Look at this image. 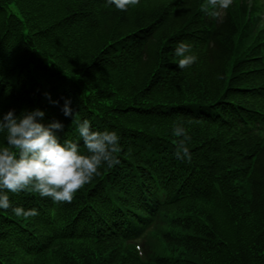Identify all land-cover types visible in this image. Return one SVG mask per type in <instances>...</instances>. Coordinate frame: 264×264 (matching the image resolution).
Segmentation results:
<instances>
[{
  "label": "trees",
  "instance_id": "obj_1",
  "mask_svg": "<svg viewBox=\"0 0 264 264\" xmlns=\"http://www.w3.org/2000/svg\"><path fill=\"white\" fill-rule=\"evenodd\" d=\"M155 1L125 12L107 0H0V118L39 108L42 123H63L61 141H78L61 111L70 99L76 121L116 131L122 147L72 203L9 193L39 216L0 210V240L14 236L0 241V264H264V3L235 0L212 19L206 0ZM180 42L198 57L191 67L178 68ZM175 123L190 161L175 156ZM248 160L243 191L233 171ZM246 200L257 212L241 220ZM171 206L180 237L162 229ZM175 245L184 263L172 262Z\"/></svg>",
  "mask_w": 264,
  "mask_h": 264
},
{
  "label": "clouds",
  "instance_id": "obj_2",
  "mask_svg": "<svg viewBox=\"0 0 264 264\" xmlns=\"http://www.w3.org/2000/svg\"><path fill=\"white\" fill-rule=\"evenodd\" d=\"M139 3L140 0H107V4L125 12ZM232 4L233 0H206L199 7L206 16L218 19ZM174 55L180 58V69L191 67L198 60L187 42L178 43ZM45 95L51 103H58L51 100L50 94ZM70 104L71 100L66 99L61 111L76 124L78 141H61L58 133L63 132V123H42L45 113L39 108L22 110L19 115L10 109L0 118V133L5 134V144L0 146V210L11 209L16 217L24 219L36 217L39 212L35 208L13 206L9 193L39 194L41 198H51L54 204L72 203L74 194L100 174L102 165L112 168L120 164L118 133L94 131L87 119L76 121ZM172 131L179 138L174 141L175 156L190 161L186 142L191 137L180 123H175Z\"/></svg>",
  "mask_w": 264,
  "mask_h": 264
},
{
  "label": "rangeland",
  "instance_id": "obj_3",
  "mask_svg": "<svg viewBox=\"0 0 264 264\" xmlns=\"http://www.w3.org/2000/svg\"><path fill=\"white\" fill-rule=\"evenodd\" d=\"M155 1V0H154ZM157 2L159 1H155L154 3L158 4ZM145 4H148L145 3ZM147 7H145L144 9L146 10ZM153 46V45H152ZM157 45L155 46L154 48V51L156 49ZM154 51L152 52L151 57H153V54H154ZM225 64L227 65V61L225 62ZM226 67V66H225ZM38 97V96H37ZM36 101V100H35ZM1 115V114H0ZM243 151V150H242ZM242 151H241V154H242ZM244 152V151H243ZM243 157L244 158H247L245 154H243ZM260 161L264 164V154H262L260 156V159L258 161V164L257 166L259 165ZM249 164H250V161L248 160L247 162H243V161H240V164H237L234 166V171H233V175H234V182L236 185H238L240 187V189H242L243 191H248V188H247V184H248V181H247V177H246V172L248 170V167H249ZM257 169V168H256ZM243 170H245V175L242 173ZM254 175V174H253ZM257 179L258 180H261V175L258 174L257 175ZM251 182L255 183V175L252 176V179H251ZM182 185V184H181ZM253 185V184H252ZM255 186H256V183H255ZM217 187H219V185H217ZM261 189H264V187L262 186ZM39 195V194H38ZM32 197V196H31ZM42 199V198H41ZM31 202H36V201H31ZM184 202H181L178 207L180 205H182ZM192 205V203H189L188 206ZM166 213H167V223L162 227L163 230H166V231H170V233H172L173 236L175 237H180L181 235H183L185 233L183 227L180 225V220H179V215L181 214L175 207L171 206V207H166ZM164 209V210H165ZM257 211L253 208V205H251L249 202H247L246 200V204L242 210V212L239 213V217H237L238 219H243L245 218L247 215H251V214H255ZM39 216V215H38ZM183 217H185V213L183 212ZM217 222H224V221H217ZM42 231V230H40ZM43 232V231H42ZM10 240V241H14V236L13 235H8V236H1V240ZM3 250L5 249V245H1L0 246ZM163 249H162V248ZM175 247L177 248V251L174 253V255L172 256V262H175V260H178L180 261L181 263H184V260H181L182 258L180 257V251L178 250L179 247H177L175 245ZM158 248H159V253L162 254L163 256H168L170 255L169 252H168V245L167 244H162V245H158ZM158 259V256L156 257ZM0 259H1V255H0Z\"/></svg>",
  "mask_w": 264,
  "mask_h": 264
}]
</instances>
